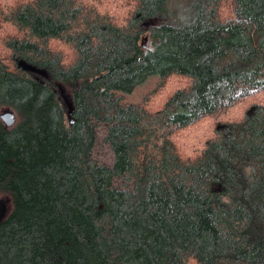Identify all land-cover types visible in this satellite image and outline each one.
<instances>
[{
    "label": "trees",
    "instance_id": "obj_1",
    "mask_svg": "<svg viewBox=\"0 0 264 264\" xmlns=\"http://www.w3.org/2000/svg\"><path fill=\"white\" fill-rule=\"evenodd\" d=\"M185 1L0 0V264H264V0Z\"/></svg>",
    "mask_w": 264,
    "mask_h": 264
},
{
    "label": "rangeland",
    "instance_id": "obj_2",
    "mask_svg": "<svg viewBox=\"0 0 264 264\" xmlns=\"http://www.w3.org/2000/svg\"><path fill=\"white\" fill-rule=\"evenodd\" d=\"M169 2H170V6L172 7L171 15L173 17H177V19L179 20L185 21V19L188 17L187 15L191 9V5L189 3L186 5L185 0H169ZM168 21H170V19H168L167 17H159L156 19L155 24L157 25L164 24ZM24 66L27 67V65L25 64ZM32 70H35V69H32ZM159 84H160V80L158 77H151L143 85L139 86L132 94L127 95L125 97V101L128 103H141L142 101H144L145 98H147L148 96L153 94L155 90H157V88L159 87ZM174 87H177V86L174 85ZM171 89L172 88L170 86L168 90L170 91ZM65 95L68 100H71V95L69 92L66 91ZM165 95H166V92L163 91L159 93L158 97L162 98ZM7 110L13 111L12 109L5 107V108L0 109V115H2ZM16 122H17V116H16ZM101 141L102 139H100V141L98 142L97 148L95 149V156L101 162L109 166H112L113 161H114V156L112 152L106 146L101 144ZM0 200L8 201L10 200V198L0 194ZM10 210H11V202L8 203V213L10 212Z\"/></svg>",
    "mask_w": 264,
    "mask_h": 264
},
{
    "label": "water",
    "instance_id": "obj_3",
    "mask_svg": "<svg viewBox=\"0 0 264 264\" xmlns=\"http://www.w3.org/2000/svg\"><path fill=\"white\" fill-rule=\"evenodd\" d=\"M69 106L72 110V105L69 102ZM0 119L5 125L6 128H12L16 124V115L13 111L7 110L2 115H0ZM8 203H10V200H0V223L6 218L8 215Z\"/></svg>",
    "mask_w": 264,
    "mask_h": 264
},
{
    "label": "clouds",
    "instance_id": "obj_4",
    "mask_svg": "<svg viewBox=\"0 0 264 264\" xmlns=\"http://www.w3.org/2000/svg\"><path fill=\"white\" fill-rule=\"evenodd\" d=\"M193 264H194V262H193Z\"/></svg>",
    "mask_w": 264,
    "mask_h": 264
}]
</instances>
